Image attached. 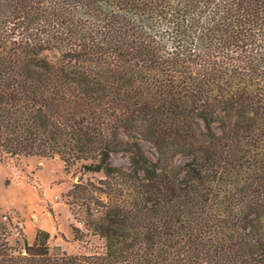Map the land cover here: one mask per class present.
Here are the masks:
<instances>
[{"label":"trees","instance_id":"trees-1","mask_svg":"<svg viewBox=\"0 0 264 264\" xmlns=\"http://www.w3.org/2000/svg\"><path fill=\"white\" fill-rule=\"evenodd\" d=\"M33 157L102 250L0 214V264H264V0H0V163Z\"/></svg>","mask_w":264,"mask_h":264},{"label":"rangeland","instance_id":"rangeland-1","mask_svg":"<svg viewBox=\"0 0 264 264\" xmlns=\"http://www.w3.org/2000/svg\"><path fill=\"white\" fill-rule=\"evenodd\" d=\"M122 143L127 141L123 134L118 135ZM136 144L140 152L150 160H154V148L142 139ZM186 160L180 156L173 159V163L182 167ZM109 164L113 167L126 169L128 154L125 152L113 153ZM65 168L58 158H27L20 166L12 162L0 163V214L10 218L15 227L9 236V242L21 243L22 237L28 243L34 239L38 230L49 234L51 244L59 246L68 254H86L100 252L102 241L97 237H87L88 243L73 242V226L75 223L69 206L66 203V194L72 185L78 183V174H73ZM101 175L85 174L82 179L96 180Z\"/></svg>","mask_w":264,"mask_h":264}]
</instances>
